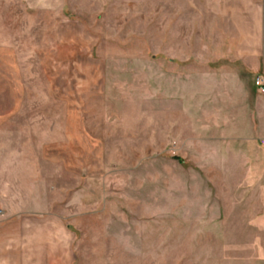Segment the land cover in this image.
Returning a JSON list of instances; mask_svg holds the SVG:
<instances>
[{"label":"rangeland","instance_id":"1","mask_svg":"<svg viewBox=\"0 0 264 264\" xmlns=\"http://www.w3.org/2000/svg\"><path fill=\"white\" fill-rule=\"evenodd\" d=\"M209 2L0 0V217L27 264H264V130L170 113Z\"/></svg>","mask_w":264,"mask_h":264},{"label":"crops","instance_id":"2","mask_svg":"<svg viewBox=\"0 0 264 264\" xmlns=\"http://www.w3.org/2000/svg\"><path fill=\"white\" fill-rule=\"evenodd\" d=\"M209 3L203 14L213 20L201 42L187 40L185 53L171 58L170 113L175 103L177 113L188 115L201 137L236 141L255 134L254 129L264 130V93L256 85L257 77L264 80V0ZM15 110L17 106L6 112L0 108V123L2 114ZM2 193L11 194V189L0 186ZM1 220L0 264H27L23 259L33 249L31 240L7 232L15 224L10 215L8 224Z\"/></svg>","mask_w":264,"mask_h":264},{"label":"built area","instance_id":"3","mask_svg":"<svg viewBox=\"0 0 264 264\" xmlns=\"http://www.w3.org/2000/svg\"><path fill=\"white\" fill-rule=\"evenodd\" d=\"M256 84L261 89V91L264 92V81L262 77H257Z\"/></svg>","mask_w":264,"mask_h":264}]
</instances>
